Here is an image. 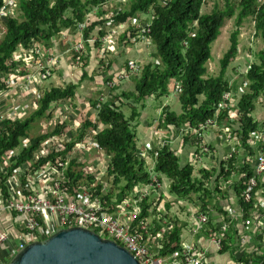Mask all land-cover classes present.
Wrapping results in <instances>:
<instances>
[{
	"label": "built area",
	"instance_id": "built-area-1",
	"mask_svg": "<svg viewBox=\"0 0 264 264\" xmlns=\"http://www.w3.org/2000/svg\"><path fill=\"white\" fill-rule=\"evenodd\" d=\"M132 1L107 0L93 8L87 14L85 22L80 23L74 33L66 30L56 37L62 38L63 36L67 42L71 43L63 55L55 54L51 46L55 38L50 46L33 40L28 48L23 46L18 48L13 55L16 67L4 76L0 75V134L6 132L9 124L27 120L31 116V110L36 112L39 109V102L48 92L46 83L55 79V74L62 66V57L71 59L76 66L83 69L84 60L90 57L88 55H91V50H94L102 58L101 67L104 71L110 64V61H107L108 54L116 52L115 55H117L119 47L125 48L137 43L147 46L154 45L152 40L153 15H146V17H151L145 21H142L140 16L129 19L125 23L118 21L120 13L126 11ZM19 3V0L3 1V6L0 8V30H3V33L0 37L6 33L4 27L7 20L16 18ZM112 7L118 9L116 14L109 11ZM93 24L98 25L86 40L85 31ZM185 46L187 47V43ZM142 64L139 60L128 61L122 73H115L112 65L106 71L110 80L103 84L104 90L112 92L122 83L130 81L132 77L139 76L143 71ZM100 78L103 80V77L100 76ZM176 83L175 92L179 94L182 84ZM110 99L111 93L100 97L95 109L96 117L102 105ZM237 99V94L225 93L222 102L215 110L214 118L200 125L198 129H192L190 125H187L186 129L183 127V132L189 134L192 132L200 136L208 129H220L224 132L225 139L232 141L235 127L231 119L234 117V110H238L239 101ZM223 113H227L229 118L223 119L226 124L221 129L219 125L221 120L218 118ZM235 122L239 125V118L233 123ZM239 129L240 127L237 132ZM91 132H93V139L90 140H86L87 135H85L81 141L71 140L69 142L67 140L64 143L62 133L46 139L34 154L32 161L20 165L11 174L10 169L14 161L25 149H28L29 140H23L25 142L21 143L18 149L12 151L3 162H0V214L14 213L25 219L24 225L17 227L15 236L0 232V248L8 246L7 264L31 244L46 241L59 231L75 228L89 230L102 239L117 243L128 250L140 264H208L210 247L218 251L223 250L228 238L231 237V231L237 219L236 215L229 210L225 223L219 228L221 233L217 234L209 226V216L200 208L198 227L194 231L198 233V236L201 235L197 243H189L180 239L178 250L163 255L167 246V236L170 235L173 227L168 229V226L166 230L157 229L151 223L153 215L166 221L165 217L158 212L162 207L160 198H165L159 176L154 170L149 171L151 177L148 184L137 185L122 199L115 198L113 194L115 197L109 201L108 197L113 193L110 192L113 184L110 181L113 180L110 176L111 159L107 156L108 162L105 164L102 162L100 155L102 151L95 141L98 133L93 129ZM258 132L260 129L251 135L252 139L248 142L249 144L253 139L261 140V150L247 163L248 167L252 169L254 167V175L241 195L245 203H254L257 200L254 195L259 186L258 179L264 175V131ZM69 145H73V148L67 151ZM165 146L167 145L165 144L163 148ZM148 147V151L156 150L152 144ZM200 147L203 153L209 152L208 145L203 144ZM55 154L58 155L56 162L37 166ZM146 154L147 152L139 151V156L143 155L142 157H145L147 161ZM198 157L196 155V158ZM231 159H233V154L228 157V160ZM88 162L91 163L89 168L87 167ZM70 171L72 173L83 172L84 179L93 181L91 183L83 181L76 185L69 177ZM7 173L10 176L4 180L3 177ZM258 204L260 211L261 207L264 208V200ZM255 206L258 208L257 204ZM169 221L172 222V219ZM246 224L249 225V221ZM208 227L210 228L209 233L206 232ZM261 230V234L264 235V229L261 228ZM254 263L257 262L250 261V264Z\"/></svg>",
	"mask_w": 264,
	"mask_h": 264
},
{
	"label": "trees",
	"instance_id": "trees-1",
	"mask_svg": "<svg viewBox=\"0 0 264 264\" xmlns=\"http://www.w3.org/2000/svg\"><path fill=\"white\" fill-rule=\"evenodd\" d=\"M3 1L0 0V8L3 6ZM19 1V17L7 20L6 33L0 37V75L3 76L16 67L13 55L20 46L28 48L33 40L50 46L52 40L64 31L70 30L74 33L79 24L85 22L87 14L93 8L107 2V0ZM206 1L170 0L166 6H163L160 0H133L127 10L120 13L118 21L121 23L137 18L139 14L153 15L152 40L156 47L155 58H159L160 62L149 63L139 76L131 79L135 82L133 91L119 94L116 91L121 89L119 87L114 89L111 92V99L102 105L96 117L97 121L91 120L85 124L87 129L92 128L97 131L95 141L111 159L110 176L113 177L116 191H119L116 195L119 199L130 193L137 185L148 184L150 181L151 175L146 162L139 156L137 129L142 111L148 108L151 100L160 101L169 96L171 81L181 83L179 100L182 113L177 114L164 108L158 129L169 127L180 129L185 124L190 125L192 129H198L200 125L215 117V110L222 102L225 93L236 94V85L228 81L227 73L239 56L240 29L247 19H253L255 36L264 42V0H225L224 9L215 7L211 13L204 14L203 7ZM235 17L236 31L231 36L230 49L220 62V75L208 77L207 64L212 59V47L219 39L226 20ZM97 25H90L85 31L86 40ZM97 47L99 48V45ZM257 61L258 63L253 64L245 74L248 83L245 87L248 91H244L237 106L240 122L237 133L244 144H248L252 139L251 135L260 129V123L254 119L253 113L257 99L264 98V49L257 55ZM112 64L110 62L108 69L105 68L106 70L102 71L103 84L110 80L106 71L112 67ZM78 88V85L70 84L65 88L51 89L39 102V109L27 120L9 124L6 132L0 134V162H3L12 151L18 149L23 140H29L28 133L31 127L38 119L44 118L55 103L74 100ZM127 102L132 106L129 117L124 112ZM98 103V100L94 101L92 108L96 109ZM227 116V113H223L218 119L223 120ZM61 133L62 129L58 126L52 134L29 140L28 149H25L14 161L10 174L20 165L32 161L34 154L46 139ZM72 148L73 145H69L67 151ZM57 156L55 154L37 166L54 163ZM156 159L155 173L171 181L170 190L173 195L193 201L194 195L205 198L211 194L206 184L213 174L202 170L198 173L202 178L195 177V168L191 165L182 167L180 159L170 146L157 149ZM235 159H231L229 164L234 165ZM245 171L247 176L242 183L239 197L241 205L248 213L254 204L253 202L245 203L241 195L254 173L250 167H247ZM10 174L7 173L3 179L7 180ZM232 174L233 170L229 173L223 172L222 176ZM83 175V172H69V177L76 185L83 181L88 183L93 181L84 179ZM113 198L114 195L111 194L108 200L112 201ZM202 201L204 203V200ZM204 206L206 208V204ZM145 215H147L146 212ZM209 226L213 232L221 233L211 223ZM210 228L206 229L207 233ZM180 234V229L174 227L167 236V246L163 255L179 249ZM227 246L225 243L221 252L226 251ZM250 261L251 259L245 258L243 263L250 264ZM254 264H264V261Z\"/></svg>",
	"mask_w": 264,
	"mask_h": 264
},
{
	"label": "crops",
	"instance_id": "crops-1",
	"mask_svg": "<svg viewBox=\"0 0 264 264\" xmlns=\"http://www.w3.org/2000/svg\"><path fill=\"white\" fill-rule=\"evenodd\" d=\"M58 39L60 38H55L51 46H53L55 54L63 55V53L69 49L71 43L67 41L66 43L63 41H61V43H57ZM134 46L137 47L138 45L131 46L132 49L129 47H121L119 49L121 51H117L118 56L116 55L117 57L113 59L112 62L115 73H122L126 69L128 61L138 60L139 52H142L143 54L146 52V46L141 45L136 49H134ZM125 51H129L128 55L126 56L127 58L122 57V54ZM90 54L91 55H88L90 57L86 58L84 62L86 66L82 67L83 69L81 72H79L81 70L80 67L76 66L75 64L73 66L71 59L62 57V66L55 74V79L51 80L52 82L50 81L52 84H54L53 88H65L70 84L78 85L81 88L80 84L82 83L87 84L88 81L93 80L99 81L101 79L100 76L102 74V69H98L96 74H92V72L95 70L97 65H99V62H101L100 59H98L100 56L98 55V52L94 50H91ZM87 69H91V71L87 72ZM234 82L235 81L231 83ZM243 82V85L245 86V81ZM129 83H132V80L122 83L119 86L121 90L116 92L120 94L122 92L128 91L127 85H129ZM92 86L93 85H91V87ZM96 89L99 93L106 94L105 92L107 90H104L103 83H99V85L97 84ZM47 91L50 90L47 89ZM110 93V91L107 92V94ZM76 96L77 98L79 97L78 93ZM87 97L90 98L91 96L88 95ZM237 101H239V99H237ZM156 103H158V101L151 100V110H157L160 107V112L157 111L158 114L161 113L160 117L164 108H168L170 111H172L170 109L171 103L166 102L158 107L155 106ZM55 104H59L60 106L62 105L60 102ZM261 107H263V112L259 111ZM86 111L90 115L89 119L87 118L86 123L90 122L91 120L95 121V109L90 106L86 108ZM256 112L257 117L254 119L260 123V132L258 133H262L264 131V98L262 97L257 99L255 102V111L253 113V117ZM233 115V118L230 116V118H232L231 122H234V120L238 119V110H234ZM149 116L148 119H150ZM142 117L143 116H141V118ZM160 117L157 118L158 120L156 119L157 123L155 125L157 126H148L147 129L149 130L143 129L144 131H142L140 129L142 124H139V128L137 129V137L139 136V130L142 131L141 134L143 135L141 140L138 137L140 144H137V148L139 151L145 153L147 152V161L145 160V162L148 170L152 172L153 170L154 172L156 171L155 167L157 164V159L155 151L157 149H162L166 144L171 147L176 156L180 159V164L182 167L191 165L195 168V177L202 178L200 175H198V173L202 170H207L213 174V176L206 184V188L211 192V194L205 198L194 195L192 201L190 199L178 198L177 196L173 195L170 190L171 181L165 176L156 173L159 176L161 187L163 188L165 194V198H160V204L162 207L158 212L160 215L165 217L166 221L161 220L158 218V216L156 217L153 215L151 217V223L157 229L166 230L168 226V229H170V227H173V229L174 227L178 228L181 231V240L188 241L189 243H197L198 238H200L201 235L198 236V233H195L194 231L198 227L197 221L200 208L203 209L204 213L209 216L211 225L218 229L225 223L228 211L232 210L237 219L235 221L233 231H231V237L228 238L226 243L228 245L226 251L221 252L217 249H214L213 247H210V252L208 254V264H242L245 258L251 259L254 262L261 260L264 261V235L261 234V228L264 229V208L261 207V210L259 211L258 204L261 200H264V175L260 176L258 179L259 186L255 195L257 200L253 203L254 209L252 208L248 213L245 212V209L240 203L239 197L242 183L247 176L245 171V169L248 167L247 163L254 155H256V153H260L261 140L257 141V139H253V141H251L249 144H244L237 133V129L240 127V122L239 125L237 124L239 127L236 125V122L235 124L232 122L235 127L233 132L234 137L232 141H227L224 137V132L220 129H208L207 131H203L200 136H196L192 132L190 134L183 132V129H186L188 124H185L180 129H176L174 127L158 129ZM228 118L229 116L225 120ZM147 120H145V122H147ZM225 120L219 121L221 129L226 124ZM84 130L85 131H83L84 133H82L80 138L87 135V131L89 129L86 131V127L84 125ZM75 132L79 133V131ZM75 141H78V139H75ZM150 143L152 144V147L154 146L156 148V150L148 151L149 148L147 149V144ZM203 144L209 146L208 153L202 152L200 146ZM102 153L106 155L105 152L102 151ZM231 154H233V159L236 157L234 165L229 164L230 160H228V157ZM196 155L199 157L196 158ZM250 169L253 170L254 167L253 169L250 167ZM231 170H233L232 175H227V178L222 176L223 172L229 173ZM118 193L119 191H116L112 194L116 196ZM115 198L119 199L118 197ZM202 200H204V203ZM205 204L206 208L204 206ZM256 204L258 205V208L255 206ZM169 219H172V222H170ZM247 221H249V225L246 224ZM24 223L25 219L14 213L0 214V232H5L15 236L17 227L24 225ZM7 252L8 246H3L0 248V264L8 263Z\"/></svg>",
	"mask_w": 264,
	"mask_h": 264
},
{
	"label": "rangeland",
	"instance_id": "rangeland-1",
	"mask_svg": "<svg viewBox=\"0 0 264 264\" xmlns=\"http://www.w3.org/2000/svg\"><path fill=\"white\" fill-rule=\"evenodd\" d=\"M170 0H160L161 4L163 6H166L168 4ZM215 7H218L220 9H224L225 8V0H207L204 7H203V13L204 14H209L211 13ZM107 10V9H106ZM118 9H116V7H112L110 8V12H113L114 14H116V11ZM108 11V10H107ZM20 13L19 10H17L15 17H19ZM152 15V14H151ZM140 18L142 21L147 20L149 17H146V15L143 14H139ZM5 28V27H4ZM6 31V30H5ZM236 31V17L233 19H228L225 22V26L222 28L221 30V35L219 37V39L217 40V42L213 45L212 47V59L211 61L207 64V68H208V77H217L220 75V71H221V66H220V62L223 59V57L225 56V54L228 52V50L230 49L231 46V36L232 34ZM255 23L253 21L252 18L247 19L244 24L242 25V28L240 29V36H239V56L237 57L236 61L230 66L228 73H227V79L228 81L231 83L233 81L234 84L236 85V94L238 96L239 101L241 100V96L244 95L242 92L244 90H247V86L248 83L246 82L245 79V73L246 70L249 69V67H251L253 64L258 63L257 61V55L259 54V52H261L264 49V42H262L259 38H256L255 36ZM3 33V30H0V35ZM61 41L66 43L65 38L62 36V38L57 40V43H61ZM133 45H144L143 43H137V44H133ZM133 45H128L127 47L131 48V46ZM138 46H134L136 48H138ZM148 48H146V52L143 54L142 52L138 53L139 58L138 60L142 61V67L144 68L146 65H148L150 62H154V63H159L160 59H156L155 58V54H156V47L154 45L152 46H147L144 45ZM69 47V46H68ZM121 47H119L120 49ZM132 49V48H131ZM121 51V50H119ZM123 51V50H122ZM129 51H125L122 54L123 58H127L126 56L128 55ZM116 52H111L110 54H108L107 56V61L113 62V59H115L117 56L115 55ZM96 55V54H94ZM98 57V56H96ZM95 57V58H96ZM98 59H100L101 62H99V65H97V67L95 68V70L92 72V74H96L98 69H102L101 67V63H102V58L98 57ZM74 62H73V66H74ZM82 69L79 71L81 72ZM91 71L87 69V72ZM85 73V71H84ZM96 76V75H95ZM243 81H245V86L243 85ZM52 82V81H51ZM51 82H47L46 83V89L51 90L53 89L54 84H52ZM95 82V83H94ZM99 83H103V80L100 79L99 81L97 80H93V81H88L87 84H80L81 88L77 90L78 93V98L77 96L75 97L74 100L72 101H66V102H60V104L62 103V105L60 106L59 104H55L51 111L42 119H38L37 122L31 127L29 133H28V137L29 140L32 139H36L39 137H42L44 135H48V134H52L56 131L57 127H61L62 129V139L64 140V143L67 142V140H69V142L72 140L74 141L75 139H78V141L80 140V137L82 135V133H84V125L87 122V118L89 119L90 115L88 114V112L86 111L87 107L92 106V102L95 100H99V98L101 97V93H99L96 89L97 84L99 85ZM176 81H171L170 85H169V92L170 95L169 97H165L164 99H161L160 101H158V103L155 104V106H161L163 103L169 102L171 103L170 109L174 112H176L177 114H181L182 113V107H181V103L179 100V94H177L175 92V88H176ZM91 85H93L91 87ZM134 86H135V82L134 79L132 81V83H129V85H127L128 87V91L130 90H134ZM108 91H106L105 93L107 94ZM245 93V92H244ZM90 95L91 97L88 98L87 96ZM9 105V104H8ZM131 105L129 104V102H127V104L125 105L124 111L127 117L130 116L131 114ZM160 107L155 110L152 109L151 110V102L148 104V108L142 111V118H140V129L142 131L146 130L148 126H152L155 125L157 123V118L160 117V114L157 113L160 112ZM260 112H263V107L260 108L259 110ZM35 111L31 110V115L34 113ZM150 115V116H149ZM156 115V117H155ZM148 116L150 117V119H148ZM257 117V112L256 114H254V118ZM148 119V120H147ZM157 119V120H156ZM145 120H147V122H145ZM69 123V124H68ZM145 123V124H144ZM157 126V125H155ZM83 128V129H82ZM92 128H89V130L86 128L87 131V136H86V140H90L93 139V132H91ZM144 129V130H143ZM79 131V133L75 132V131ZM149 130V129H147ZM138 131V130H137ZM142 131L139 130V139H142ZM79 134V136H78ZM84 139V140H85ZM26 141V140H25ZM23 141L22 144L25 142ZM138 143L140 144L139 140H137ZM152 141V140H151ZM151 144V143H150ZM147 144V149L149 148ZM22 148V146H21ZM20 148V149H21ZM149 150V149H148ZM100 155L102 156V162L105 164L106 162H108V158L104 153H100ZM143 156V155H142ZM140 155V158L145 160L143 157ZM91 163L88 162L87 163V167L89 168V165ZM111 183L113 182V180H110ZM110 192H116V188L115 186L112 184L111 188H110Z\"/></svg>",
	"mask_w": 264,
	"mask_h": 264
},
{
	"label": "water",
	"instance_id": "water-1",
	"mask_svg": "<svg viewBox=\"0 0 264 264\" xmlns=\"http://www.w3.org/2000/svg\"><path fill=\"white\" fill-rule=\"evenodd\" d=\"M9 264H140L117 243L82 228L62 230L31 244Z\"/></svg>",
	"mask_w": 264,
	"mask_h": 264
}]
</instances>
